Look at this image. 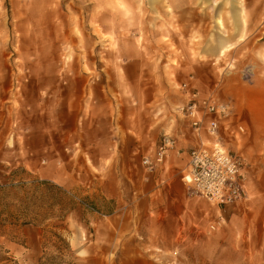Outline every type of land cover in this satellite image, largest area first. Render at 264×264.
I'll use <instances>...</instances> for the list:
<instances>
[{"label": "rangeland", "instance_id": "1", "mask_svg": "<svg viewBox=\"0 0 264 264\" xmlns=\"http://www.w3.org/2000/svg\"><path fill=\"white\" fill-rule=\"evenodd\" d=\"M75 1L0 0V124L8 113L6 106H10L12 92L25 96L21 100L25 105L38 88L51 85L50 79L61 69L70 76L78 71L90 74L95 69H115L123 77L122 64L141 56L138 80L132 81L125 75L122 82L126 107L142 111L155 107L156 121L162 126L182 127L185 122L177 108L183 97L182 89L177 87L185 83L192 87L197 81L196 90L232 105L234 123L245 127L241 139L235 141L225 133L220 140L227 151L241 157L247 198L225 209L221 217L209 215L207 225L222 219L218 229L210 232L209 224L202 232L203 242L188 246L183 258H179L178 250L169 255L176 260L173 264H178L179 259L187 264H264L262 0H220L219 32L199 35L188 45H184L181 33L155 34L146 12V0H138L137 4L142 18L135 36L141 45H131L135 40L131 33L120 35V43L112 34H98L108 42L101 45L86 34L85 4ZM249 13H253L252 25L248 24ZM130 24L129 19L126 26ZM221 47H226L225 52L218 57ZM117 56L121 59L115 67L111 62L93 67L78 66L76 62L78 58ZM0 165L11 168L9 164ZM68 180L66 176L64 184L55 183L21 167L12 168L8 174L5 170L0 173V264L83 263V230L78 227L79 236L72 238L70 233L74 234L75 229L70 226V219L83 220L84 204L92 206L82 194L77 200L82 208H76ZM80 188L83 190L82 185Z\"/></svg>", "mask_w": 264, "mask_h": 264}, {"label": "crops", "instance_id": "2", "mask_svg": "<svg viewBox=\"0 0 264 264\" xmlns=\"http://www.w3.org/2000/svg\"><path fill=\"white\" fill-rule=\"evenodd\" d=\"M77 1L85 4L86 34L91 39L106 45L108 42L97 35L112 34L120 43V35L131 33L135 37L131 45H141L135 36L142 18L138 0ZM146 3L155 34L178 32L184 35V45H188L199 35L219 32L220 0ZM263 5L264 0L262 18ZM252 17L253 13L247 14L250 25ZM129 19L132 24L126 26ZM119 59L120 56L78 58L76 62L89 67L111 62L115 67ZM142 63L141 56L123 63V77L115 69H91L90 74L78 71L71 76L61 69L50 79L52 84L38 88L25 105L21 100L26 97L12 92L10 106H6L8 113L0 124V164L11 165L10 169L0 165V173L5 170L8 174L12 168L21 167L59 184H64V177L69 176L66 182L76 208L82 194L84 201L94 208H83V220L70 219V226L75 229L74 234L70 233L72 238L79 236L78 227L83 230L82 264H173L176 260L170 253L178 250L179 258H183L188 246L203 242L202 232L210 224L207 225L208 216H221L231 207L209 208L204 200L188 193L181 179L187 153L200 143L213 144V138L206 134L198 136L185 120L182 127L162 126L156 121L155 107L144 111L126 107L122 82L125 75L132 81L138 80ZM196 82L192 87L199 89ZM180 86L177 88L181 89ZM180 94L184 104L185 92L181 90ZM163 131L176 141L181 154L173 151L162 165L147 171L142 160L154 154L166 134ZM219 133L225 135L223 128ZM178 264L187 262L179 259Z\"/></svg>", "mask_w": 264, "mask_h": 264}, {"label": "built area", "instance_id": "3", "mask_svg": "<svg viewBox=\"0 0 264 264\" xmlns=\"http://www.w3.org/2000/svg\"><path fill=\"white\" fill-rule=\"evenodd\" d=\"M180 88L185 92L186 102L177 108L179 116L189 123L198 136L206 134L214 140L211 145L200 143L187 153L181 178L186 190L193 197L215 207L236 206L247 198L241 157L223 147L219 130L223 128L226 134L237 141L245 134V127L234 123L233 107L229 103L203 96L190 83L182 84ZM173 151L181 154L176 141L169 134H164L154 154L144 157L142 163L151 172L162 165ZM84 207L93 211L89 205L84 204ZM221 222V218L213 221L208 230L216 231Z\"/></svg>", "mask_w": 264, "mask_h": 264}, {"label": "bare ground", "instance_id": "4", "mask_svg": "<svg viewBox=\"0 0 264 264\" xmlns=\"http://www.w3.org/2000/svg\"><path fill=\"white\" fill-rule=\"evenodd\" d=\"M224 52H225V47H223L220 51H219V53L222 55V54H224Z\"/></svg>", "mask_w": 264, "mask_h": 264}]
</instances>
